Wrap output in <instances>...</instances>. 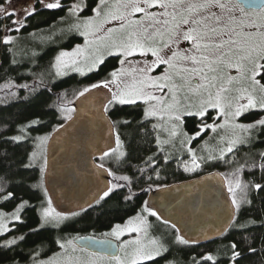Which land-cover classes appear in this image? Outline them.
<instances>
[{"label":"trees","instance_id":"1","mask_svg":"<svg viewBox=\"0 0 264 264\" xmlns=\"http://www.w3.org/2000/svg\"><path fill=\"white\" fill-rule=\"evenodd\" d=\"M87 1L86 11L89 12L97 0ZM34 9V14L26 19L17 15L0 16V209L11 212L20 204H25L21 222L0 237V264H26L31 259L49 258L59 250L60 240L66 237L100 239L115 225L139 213L148 195L158 189L217 172L223 177L228 190L229 184L237 178L232 173L238 167L241 183L249 185L250 203L236 211L231 227L222 238L206 245L185 246L178 254L188 264H228L232 262L229 245L235 243L240 256L234 264H264V169L260 167L264 163L260 158V153L264 152V127L253 131L252 140L234 149L226 160L190 171L185 170L181 160L165 159L157 151L154 129L147 125L149 121H143L138 105L115 106L107 114L118 133L124 155L120 160L109 158L115 160L112 162L114 165L100 164L108 174L111 172L109 188L113 185L118 187L112 188L108 196L90 208L72 215L64 226L39 228V207L44 196L39 189V171L29 167L33 142L38 136L51 135L68 121L79 93L113 71L118 62L116 56H110L90 74L56 79L51 72L56 52L81 38L71 36L65 44L37 46L32 58L27 54L21 55L16 37L26 38L49 29L64 17L63 7L50 10L40 0H34ZM17 18L21 24L13 25L12 20ZM15 27L20 30H8ZM5 37L12 38V41L5 44ZM252 116L251 121L258 113ZM198 124L197 118H187L184 127L187 134H195ZM122 176L128 177V180L119 179ZM255 184L262 185V188L256 190ZM239 195L237 190V197ZM128 196L131 199H126ZM8 238L18 240L13 245H6L4 242ZM249 248L256 251L251 252ZM207 255L214 260L205 259ZM169 256L157 257L143 264H165Z\"/></svg>","mask_w":264,"mask_h":264},{"label":"snow or ice","instance_id":"2","mask_svg":"<svg viewBox=\"0 0 264 264\" xmlns=\"http://www.w3.org/2000/svg\"><path fill=\"white\" fill-rule=\"evenodd\" d=\"M41 3H44V0H41ZM45 6L54 9L60 7V3L59 0H52ZM11 7L12 0H3V3H0V16H16L14 9L10 11ZM80 7L79 3L72 5L69 14L75 15ZM152 8L161 11L150 12L149 9ZM92 11L95 13L94 17L83 21L77 20L72 25L70 31L74 29L84 36V46L77 45L72 52H61L55 58L58 75L61 74L60 69L70 67L82 73L83 70L79 67L81 57L85 62L91 60L88 65L89 71L97 69L104 63L103 54H97L100 48L106 49L109 55L122 57L119 61L121 65L128 57L137 53L140 56H147L150 53L154 57L152 61L137 62L143 63V67L133 69V72L140 74V78L134 79L131 84H125L124 87L117 86L116 91L109 87L110 84H117L118 77L124 75L123 69H117L109 73L112 79L92 84L79 93L80 96H84L94 88H108L111 96L105 97L107 103L101 101L105 112L109 110V105H133L138 100L149 104L150 101H154L155 104H152L150 109H145L146 117L156 115L158 111L162 113L160 116L162 120L164 115H167L169 120L176 122H181L185 116H195L201 120L197 125L201 131L204 129L215 131L217 127L223 125L214 126L203 122V117L209 109L217 110L220 115L230 117L232 120L249 109L264 110V83H262L264 81V0H261L259 5L255 0H115L114 3L112 0H99ZM21 12L26 19L27 16L34 14L35 9L21 8ZM135 13H143V19H128ZM111 20L121 21L120 27L104 29V25ZM12 24L20 25L21 21L18 18L13 19ZM8 30L18 32L20 28ZM100 31H103L104 35L97 36ZM90 36L93 39L90 40ZM3 42L8 44L11 38L5 37ZM183 42H187L190 47H181ZM93 45L96 47L93 48ZM161 65L165 66L161 74L150 75ZM233 70L235 75L231 74ZM157 105H159L158 109ZM67 118L71 119L70 116ZM256 124L264 127V118L259 119ZM256 124H233L232 128L249 132L256 127ZM178 126V123L173 126L171 133L173 136L176 135L175 128ZM155 127L156 125H153V128ZM196 135H200V132ZM249 139L234 135L229 140L226 151L231 153L236 144L248 143ZM117 143L119 144V138ZM112 151L115 153L116 149ZM224 151L225 149H220L221 159ZM103 155L108 156L109 153L105 151ZM123 155L124 153H119L117 160ZM260 158L264 161V152L260 153ZM193 164L199 166L196 164L195 156H193ZM99 167L103 168V164ZM260 167L264 169V163H261ZM185 170H188L187 167ZM239 172L240 167L232 173L237 178L228 187L231 193L229 223L235 219V213L242 205L250 203L249 185L241 183ZM119 179L128 180V177L122 176ZM115 187L118 186H112ZM112 188L104 190L100 199L108 196ZM254 188L260 190L262 185L255 184ZM237 190L240 191L239 197ZM126 199H131V196ZM48 204L49 207L42 211V222L59 226L65 217L50 207L51 201H48ZM142 211L157 216L155 211L147 207ZM72 215L76 213L73 212ZM157 218L159 219L158 216ZM146 225L147 221L138 214L135 219H129L123 226L117 224L111 232L104 233L105 237L116 239L125 232L137 233L136 239L124 241L120 245L121 250H125L129 244L136 246L132 259L129 261L127 258L112 254L108 264H112L113 261L115 264H143L144 261L153 260L167 250L156 240L150 241L151 247L142 243L139 233H147ZM244 226L240 225V227ZM85 239L90 240V238ZM177 240L180 243H188L179 236ZM7 243L11 244L13 241ZM101 243L107 248L112 247L108 241ZM67 244L76 251L71 240L67 241ZM60 247L63 249L65 245L60 244ZM229 247L232 250L230 259L234 264L240 252L237 251L235 243ZM249 251L255 252L256 249L249 248ZM212 259V256L207 257L209 261ZM49 264H61V262L51 260ZM64 264H86V262L69 256Z\"/></svg>","mask_w":264,"mask_h":264},{"label":"rangeland","instance_id":"3","mask_svg":"<svg viewBox=\"0 0 264 264\" xmlns=\"http://www.w3.org/2000/svg\"><path fill=\"white\" fill-rule=\"evenodd\" d=\"M49 1L52 2V0H44V3H41L43 6H45L46 3ZM33 2V4H32ZM41 2V0H40ZM99 0L96 1V5L93 6L92 9L96 8ZM114 3L115 0H112ZM60 7H63L64 11V17L59 20V22L54 26H51V28H47L44 30H41L39 32H36L35 34H32L26 38H20L16 37V44L18 45V50L21 55H26L32 56L34 55V49L39 46V47H44L50 43H56V44H65L67 43L66 41L69 40V37L71 36H76L77 38H81L80 41H74L71 43L69 47L61 48L59 49L54 58L53 62L51 65V72L53 74V77L56 79H61L64 77H68L71 75H76L79 77L85 76L87 74H90L97 69H93L89 71L88 65L91 63V60L89 59L87 62L83 59V57L80 58L81 62L79 64V67L83 70V72H77L74 71L71 67L70 68H63L60 69L61 74H57L58 69L56 66V57L61 53V52H72L73 49L77 46L80 45L81 47L84 46V36L80 35L78 31L76 30H71V27L74 23L77 22V20L83 21L86 20L89 17H94L95 13L91 10L86 11L88 8V1L87 0H59ZM79 3L81 5L80 9L77 11L75 15H70L69 14V8L74 5ZM32 7L34 8V0H12V7L10 8L11 10H15L17 17L23 18L24 15L21 12V8H29ZM46 7V6H45ZM60 7L54 8L58 9ZM47 8V7H46ZM49 9V8H48ZM51 10V9H50ZM130 11V9H129ZM150 12H159L161 11L158 8H152L149 9ZM91 12V13H90ZM139 13H135L131 16L128 17V19L131 20H141L143 19V16L141 18H135ZM121 21L119 20H111L109 23L104 25V29L107 28H119L120 27ZM104 35L103 31H100L97 33V36H102ZM89 39H93V37H89ZM12 41V38H11ZM181 47H187L188 43L183 42ZM93 48L96 47L95 45L92 46ZM91 50V49H90ZM97 54H103V59L105 60L106 58L110 56H116V55H109L107 53V50L104 48H100V52ZM117 57V62L118 65L114 70L117 69H123L124 70V75L118 77L117 79V84H110L109 87L112 88L113 91H116L117 86L119 87H124L125 84H131L133 83V80H139L140 74L138 72H133V69H139L143 67V63H137L138 61L142 62L144 60L152 61L154 57L151 56L149 53L147 56H140L138 53L134 56L128 57L126 62L121 65L120 64V59L122 57L116 56ZM131 61V63H129ZM101 65V64H100ZM99 65V66H100ZM98 66V67H99ZM165 67V66H164ZM159 68V67H158ZM156 68V69H158ZM113 70V71H114ZM164 70V69H161ZM112 72V71H111ZM161 74V72H157V75ZM233 75H235L234 70L232 71ZM150 75H153V73H150ZM110 80L112 79L109 74L104 76L101 80L97 81L96 83H100L104 80ZM95 83V84H96ZM104 88V87H101ZM108 89V88H105ZM150 91V89H149ZM157 95H160V93H156ZM243 102V101H242ZM155 104L154 101H150L149 104H145L142 100H138L136 104L133 105H109V108L113 107H120V106H135L138 105L141 108V113L143 115V121L147 123L148 121L150 122L147 123V125L152 126L156 125L154 129L155 132V139H156V149L157 151L165 156V159H176V160H181L183 162L184 168L187 167L188 170L195 171L199 168H202L203 166H212L217 162H221L226 160L227 155L230 153L226 151L228 147V142L231 138H233L234 135H240V136H245L249 137V141L252 140V134L253 131L256 129L261 128L259 124H256V122L259 119L264 118V110L261 109H249L244 111L238 118L235 120H232L230 117H225L222 116L218 113L217 110L214 109H209L207 114L203 117V121H208V124H213L215 125H223V127H217L215 131L212 129H204L201 131V129L197 132H200V135L192 134L189 135L187 134L185 130V121L187 118L195 117V116H185L183 117L181 122H176L169 120L167 115H164V119L162 120L160 116L162 113L159 111L157 112L156 115H149L145 116V109H150L151 105ZM159 108V105H157V109ZM258 113V116L253 120L252 114ZM206 116H208L206 118ZM198 119V121H201L200 118L195 117ZM206 118V120L204 119ZM210 119V121H209ZM179 124L178 127L175 128L176 135H172L173 131V126L175 124ZM233 124H256V127L249 132H242L239 128H236L233 130L232 125ZM114 133H115V138H116V152L109 154L111 159H116L119 153H124V148L123 146L119 143H117V138H118V133L116 129L114 128ZM50 135L49 134H44L41 136H38L34 142H33V149L31 151L30 157H29V167H33L37 169L40 173V184H39V189H41L42 194H43V200L40 205V210H39V219H40V224L39 228H60L64 226L69 220L71 219V216H64L65 219L61 222L59 226H53L51 224H45L42 222V211L44 208L49 207L48 204V197L44 192L43 189V184H42V175L45 169V154H46V146L48 143ZM195 137V138H193ZM46 138V139H45ZM247 143L243 144H236L233 147V150H237L241 146H245ZM220 149H225L223 158H220ZM193 156L196 158V164L199 166L196 167L193 164ZM211 156L212 158L209 159L208 157ZM122 158V156L119 157V160ZM115 161V160H113ZM25 207V204H20L17 206L13 211L11 212H5L3 209H0V237L4 236L7 234L9 231L13 229L15 224L21 222V213ZM51 207V205H50ZM146 206L142 207L145 208ZM52 208V207H51ZM138 214L142 216L146 221H147V233L141 232L139 233V239L142 241L143 244L148 245L151 247L150 241L151 240H156L159 244H162L166 251H164L161 256L165 255H170L168 260L166 261L165 264H188L184 259H182L178 252L179 250L185 248L187 244L185 243H180L177 240V237L179 236L176 231L169 225L161 222L158 218L152 217L150 213L148 212H143L142 210L139 211L135 216L129 218V219H135ZM127 219L126 221H128ZM124 221L120 225H124ZM113 229V228H112ZM111 229V230H112ZM111 230L109 232H111ZM108 233V232H107ZM83 238V237H82ZM137 238V233H129L125 232L123 235L119 237V239H116L114 237H105L104 234L101 235L100 239H108L112 240L116 243L118 247V254L117 256H120L121 258H127L129 261L132 259V254L135 249V245L129 244V246L125 250H121L120 245L124 241H132L133 239ZM18 239L11 238L4 242L6 245H13L16 243ZM71 240L73 243L77 239L74 237L69 238H63L60 242V244H64L65 248H59V250L49 258H36V259H31L28 260L26 264H49V261L51 260H58L61 262V264H64V261L66 260L67 257L71 256L74 258H79L81 261L86 262H95V264H108V261L111 258L101 256V255H96V254H91L87 253L78 247L75 246L76 251H73L72 246H69L67 244V241ZM8 241H13V243L8 244ZM74 245V244H73ZM125 253H127V257H125ZM209 255L204 256L205 259H207ZM156 257V258H157ZM212 259L211 261H213ZM151 261V260H149ZM147 262V261H144ZM143 262V263H144ZM112 264H115V261L112 262ZM192 264V263H189ZM228 264H233V262L228 263Z\"/></svg>","mask_w":264,"mask_h":264},{"label":"water","instance_id":"4","mask_svg":"<svg viewBox=\"0 0 264 264\" xmlns=\"http://www.w3.org/2000/svg\"><path fill=\"white\" fill-rule=\"evenodd\" d=\"M259 5L261 0H255ZM111 93L94 88L73 103L71 119L49 137L42 184L52 209L63 216L79 214L93 206L109 188V174L95 160L116 147L114 126L101 101ZM146 207L171 226L187 245H206L222 238L229 223L231 198L223 177L209 173L196 179L151 192ZM156 216V217H157ZM85 238H90L87 240ZM102 241H108L107 248ZM75 245L89 253L111 257L118 254L116 243L108 239L83 237Z\"/></svg>","mask_w":264,"mask_h":264},{"label":"flooded vegetation","instance_id":"5","mask_svg":"<svg viewBox=\"0 0 264 264\" xmlns=\"http://www.w3.org/2000/svg\"><path fill=\"white\" fill-rule=\"evenodd\" d=\"M144 14L143 13H139L137 16H135V18H141L142 16H143ZM187 47H190V45L188 44V46ZM161 69H164V66L163 65H161L158 69H155V71L154 72H152L153 73V76H155V75H157V72H162L163 70H161ZM113 110V108H109V110L106 112V114H108V113H110V111H112ZM208 116H206V118H207ZM206 118H204L205 120H206ZM210 120V119H209ZM204 122V121H203ZM201 123V121H199V124ZM205 124H208V121H205L204 122ZM200 130V128H197V131H199ZM113 152V151H112ZM112 152H110L109 154H111ZM103 157V159H101V157L100 158H98L97 160H95V164L99 167V165H101L100 163L102 162V163H104V162H106V163H108V165H114V164H112V162L113 161H111L110 159H109V157L107 158L106 156H102ZM105 158V159H104ZM109 160V161H108ZM101 169H104V170H106L104 167L103 168H101ZM145 206H146V204H145ZM152 217H156V216H152ZM157 218V217H156ZM62 240V239H61ZM61 240H60V242H61ZM75 242V241H74ZM74 244V246H76L75 245V243H73ZM188 246V245H187ZM191 246V245H190ZM77 247V246H76ZM80 249V248H79ZM83 250V249H82ZM83 251H85V252H87L86 250H83ZM87 253H89V252H87ZM101 256H103V255H101ZM106 257V256H105ZM108 258H111V257H108Z\"/></svg>","mask_w":264,"mask_h":264}]
</instances>
